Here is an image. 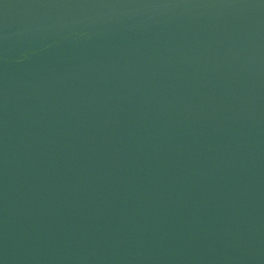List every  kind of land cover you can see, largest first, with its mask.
<instances>
[{"label": "water", "instance_id": "95a60500", "mask_svg": "<svg viewBox=\"0 0 264 264\" xmlns=\"http://www.w3.org/2000/svg\"><path fill=\"white\" fill-rule=\"evenodd\" d=\"M0 264H264V0H0Z\"/></svg>", "mask_w": 264, "mask_h": 264}]
</instances>
